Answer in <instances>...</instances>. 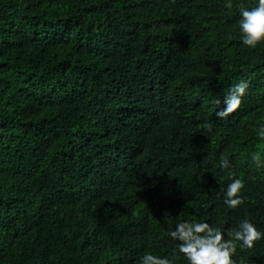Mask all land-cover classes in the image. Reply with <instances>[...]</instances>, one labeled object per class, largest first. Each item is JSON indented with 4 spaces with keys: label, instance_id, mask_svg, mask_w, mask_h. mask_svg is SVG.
<instances>
[{
    "label": "trees",
    "instance_id": "16d2710c",
    "mask_svg": "<svg viewBox=\"0 0 264 264\" xmlns=\"http://www.w3.org/2000/svg\"><path fill=\"white\" fill-rule=\"evenodd\" d=\"M254 4L0 0V264H187L178 222L264 232V42L238 28ZM232 259L264 264V238Z\"/></svg>",
    "mask_w": 264,
    "mask_h": 264
},
{
    "label": "clouds",
    "instance_id": "9594fccd",
    "mask_svg": "<svg viewBox=\"0 0 264 264\" xmlns=\"http://www.w3.org/2000/svg\"><path fill=\"white\" fill-rule=\"evenodd\" d=\"M231 7V3L228 4ZM238 28L242 46L256 48L264 42V0H255L252 7H239ZM248 88L247 81L234 85L224 99V108L216 113L218 117H227L241 106V97ZM219 103V101H218ZM255 136L264 141V124L255 131ZM261 156V155H260ZM256 159L255 155L252 157ZM222 169L227 168V161L220 164ZM231 182L224 189L223 203L229 209H235L243 203L239 195L244 187L240 178L229 173ZM170 237L178 241L177 251L183 255L187 264H235L232 259L237 245L251 249L254 242L264 238V232L257 229L255 224L247 219H241L231 231L225 233L210 226L208 222L184 221L178 222L175 229L169 233ZM139 264H173L168 257L145 253Z\"/></svg>",
    "mask_w": 264,
    "mask_h": 264
}]
</instances>
